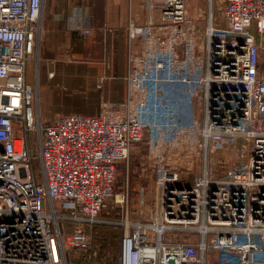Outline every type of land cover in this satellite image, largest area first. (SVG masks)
Returning <instances> with one entry per match:
<instances>
[{"label":"built area","instance_id":"obj_1","mask_svg":"<svg viewBox=\"0 0 264 264\" xmlns=\"http://www.w3.org/2000/svg\"><path fill=\"white\" fill-rule=\"evenodd\" d=\"M43 1L0 0V264H67L68 248H87L83 224L112 200L117 165L139 143L155 208L131 222L127 188L115 195L119 264H264V0H225L223 24L210 10L200 42L186 0H146V23L128 24L139 47L126 99L52 121L29 78Z\"/></svg>","mask_w":264,"mask_h":264},{"label":"rangeland","instance_id":"obj_2","mask_svg":"<svg viewBox=\"0 0 264 264\" xmlns=\"http://www.w3.org/2000/svg\"><path fill=\"white\" fill-rule=\"evenodd\" d=\"M47 1L44 0V8ZM224 1L212 0L210 4L209 0H186V14L188 16L187 8L188 11H196V14H198L196 17L198 18L200 17L199 14H202L203 7L204 20L191 17L195 21L199 42L203 37L210 10L213 12V23L216 25L223 24L221 8ZM42 13L43 11L40 16V23ZM40 35L41 30L38 38V55L31 60L29 68V78L37 85L38 89L36 109L40 116L46 121H52L60 113H97L100 102L95 104L94 100L105 91L104 84L108 80L103 77L106 75L104 73H71V75H74L71 78L77 80V82L65 85L60 82L54 83V79L58 75L52 80H48L47 75L45 76L46 62L40 53ZM80 35L86 36V34ZM88 58L95 61L97 58L95 51ZM83 59H87V56ZM259 59L264 64V52L260 54ZM41 87L45 90L41 91ZM221 153L226 157L229 155L226 150ZM38 164L40 162L36 159L35 166ZM153 178L151 161L147 157L145 146L141 143L135 144L131 147L127 159L117 165L112 200L108 201L96 220L83 224L85 231L90 236V245L87 248H68L66 251L67 264H119L120 239L124 232L125 210L119 202L115 201V195H119L127 188L129 192V210L131 211L130 214L128 213V220L147 223L151 220V214L154 212V197L157 195ZM140 186H144L147 192V196L144 194L145 201L142 205L138 203ZM176 236L179 239L187 237L182 233L171 232L165 233V240L174 239ZM189 236L193 242L198 241L197 234ZM214 257L217 259V254H214Z\"/></svg>","mask_w":264,"mask_h":264},{"label":"crops","instance_id":"obj_3","mask_svg":"<svg viewBox=\"0 0 264 264\" xmlns=\"http://www.w3.org/2000/svg\"><path fill=\"white\" fill-rule=\"evenodd\" d=\"M44 3L40 53L46 62L47 79L52 80L58 75L54 83L65 85L77 82L71 78L74 76L71 73H104L103 78L108 81L104 84V93L95 98V104L102 100L123 102L126 99L128 53L130 48L139 47L137 40L128 38V24L130 21L140 25L146 23V0H48L45 8ZM159 13V7H154L155 18ZM187 13L189 18H197L196 11L187 8ZM201 13L203 16L199 14L197 20L205 19L203 7ZM87 27H91L92 32L81 36L78 30ZM94 51L97 58L92 61L88 56ZM85 56L87 59H83ZM42 90L45 88L41 87Z\"/></svg>","mask_w":264,"mask_h":264}]
</instances>
